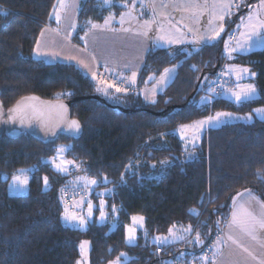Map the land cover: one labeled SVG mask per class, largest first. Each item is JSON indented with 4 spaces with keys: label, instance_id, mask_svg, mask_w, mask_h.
<instances>
[{
    "label": "trees",
    "instance_id": "16d2710c",
    "mask_svg": "<svg viewBox=\"0 0 264 264\" xmlns=\"http://www.w3.org/2000/svg\"><path fill=\"white\" fill-rule=\"evenodd\" d=\"M258 1L243 4L233 19H227L223 35L196 53L189 55L183 47L151 45L133 88L116 75L99 73L93 79L74 64H51L34 57L36 41L52 23L57 0H0L4 106L8 108L27 94L67 99L72 101V116L84 129L79 137L60 135L47 142L26 133L0 137V264H77L84 239L91 243L90 264L124 259L121 253L130 255L123 264H162L204 252L219 232L217 222L222 228L229 222L236 195L251 191L264 202V119L209 128L193 149L194 160L184 159L185 149L177 134L180 126L216 111L251 113L264 107V47L233 58L257 72L258 97L235 103L225 96L214 98L209 91L215 84V68L227 59L225 41L235 33L241 17L246 18L248 5ZM125 3L82 0L73 40L83 46L92 25H102L112 13H121ZM176 65L175 79L154 101L147 102L140 88ZM108 84L127 91L110 88L106 95L97 90ZM63 93L71 95L57 98ZM61 146L68 147L62 153L64 161L73 162L67 173L57 172L51 163ZM162 161L171 165L164 170ZM24 169L30 173L28 193L10 194V180ZM45 176L49 178L47 188ZM80 177L95 179L97 184L85 187ZM71 185L84 187L88 198L95 201L106 192L107 220L94 218L85 229L67 225L61 190ZM136 215L144 217L145 226L137 242L129 244L126 227ZM177 225L191 226V237L199 232L202 242L188 243L189 237L159 246L154 238Z\"/></svg>",
    "mask_w": 264,
    "mask_h": 264
},
{
    "label": "crops",
    "instance_id": "0c3cea01",
    "mask_svg": "<svg viewBox=\"0 0 264 264\" xmlns=\"http://www.w3.org/2000/svg\"><path fill=\"white\" fill-rule=\"evenodd\" d=\"M81 2L82 0H69L68 4L71 7L61 15L59 24L56 22L55 11H53L52 23L47 24L43 28L45 34L44 36L40 35L38 38L41 43L40 51L47 52L48 55L43 57L35 55V46L34 57L51 64H74L92 77L93 73H96V77H98L99 73L108 75L109 77L116 75L128 82L133 88L137 87L138 75L143 67L145 55L151 45L159 47H183L191 55L200 51L206 45L200 38L211 35L212 29L215 27L218 30L219 23H224L225 21H219L218 19L223 14V9L221 13L214 14V7L211 3L209 11L206 13L201 12V8H205V6L202 7L203 5L200 4L202 0H127V3L123 4L125 8L121 13H112L109 16L121 18L123 15L125 25H112L113 23L105 25L104 23L98 25L99 27L97 28H91L84 37V45L81 46L72 38L75 28L72 25L76 26ZM133 3L136 4V10L129 12ZM130 13L133 19L131 24L127 21L130 19ZM226 17L228 16L226 15ZM214 18L217 19L215 22ZM210 20H213L210 25L202 26L204 22ZM145 21L152 22L150 25L151 30L148 31L147 37L138 35L140 31L144 30L141 26ZM124 29H128V31H124ZM159 36H164L165 39L158 41L157 37ZM180 36H183V43H168L169 39L175 40ZM218 39L219 37L216 40ZM229 46L231 47L232 43ZM70 57H75V59H69ZM78 61H83V64L78 63ZM105 64H107V70ZM84 65H88V67ZM168 70V73L164 72L150 84L140 88L141 95L147 102L154 101L157 95L162 93L171 84L178 73V65ZM133 72L136 73L134 83L130 82L132 81ZM226 76L231 78L227 74ZM203 118H200V120ZM180 129L181 126L177 129V134L185 149V155H187L189 152L194 151L193 149L196 145L192 146L185 142L184 137L181 136ZM234 200L232 212L241 205L248 211H255L258 214L264 211V208H262L264 202L251 191H244L236 195ZM231 219L232 214L226 227L219 230L218 234L211 241L210 246L201 254L183 256L184 258L179 256L175 260H169L162 264H205L204 261L199 259L203 256L208 257L207 264L209 261H212L211 264H254L256 261H259V258H240L237 256L238 254L233 246L234 243L228 237L231 236L239 243V240H242L243 232L235 225L230 227ZM186 228L188 227L183 225L176 226L181 235L188 239L191 237L193 231L187 233L184 231ZM186 239L177 238L171 240L173 242H182ZM213 246L216 250L212 248ZM261 261H264V258ZM257 264H261V262Z\"/></svg>",
    "mask_w": 264,
    "mask_h": 264
},
{
    "label": "snow or ice",
    "instance_id": "6c2138e0",
    "mask_svg": "<svg viewBox=\"0 0 264 264\" xmlns=\"http://www.w3.org/2000/svg\"><path fill=\"white\" fill-rule=\"evenodd\" d=\"M105 3H108L109 0H104ZM243 4V0H240V3H236L233 4V0H229V2L227 4L223 5V14L219 16V21H223L225 16H231L232 15V7L235 6L237 9H239L241 7V5ZM58 8L56 6H54V11H55V19L56 22L59 24L60 20H61V10H65V12L67 11V9L69 7H71V5H69L66 0H58ZM249 7H251V5H248ZM260 10H264V0H260V4L259 7L257 8L255 14L250 13L249 16L247 17V23H245L244 21V17H241V24L237 25V29H239L241 26L245 27L248 31L242 33L241 35L245 37V43L244 44H238L237 47H230L229 43L227 41H225V51L228 53L229 58H231V53L232 52H240V51H248L253 47H264V18H261V16L259 15ZM3 15H8V13L6 11H3L2 13ZM51 18V17H50ZM109 23V20L105 21V25H107ZM121 24L124 23V18L123 15L121 17ZM152 22L150 21H145L144 24L141 26L142 31H140L138 33V35L147 37L148 36V31L151 30L150 25ZM212 21H209V24H211ZM72 27H75V25H72ZM99 27L98 25H92V28H97ZM124 31H128V29H124ZM177 31H179V29H177ZM189 31H191V29H189ZM224 32V24L223 23H219L218 25V30L214 27L212 29V34L211 35H206L201 37V41H203L204 44L206 45H212L213 42L220 37L221 33ZM45 34V30H42L40 35L44 36ZM87 35V34H86ZM253 37H255V40L253 41ZM165 39L164 36H159L157 37V40H163ZM233 39V35L229 34V41ZM183 43V36H180L178 38H176L175 40L173 39H169L168 43ZM251 42V43H249ZM195 43V42H194ZM214 46V45H213ZM41 43L40 40L37 39L36 41V49H35V55L39 56V57H43V56H47L48 53L47 52H41ZM55 55V54H53ZM69 59H75V57H70ZM93 59H95V57H93ZM78 63L83 64V61H78ZM85 67H88V65H84ZM105 68L107 70V64H105ZM243 72H247L248 69H243ZM169 70L165 69V73H168ZM252 75H255V73H252ZM135 76L136 73L133 72L132 74V83L135 82ZM96 78V73H93V79ZM242 77H238V79H241ZM121 83H125L124 80H121ZM110 88H115L116 92H121V91H127V89H122L119 86L113 85V84H108L107 88L105 89H97L98 91L103 90L105 92V94L107 95V89ZM209 91L215 92V89H209ZM229 91H231L229 89ZM256 92V89L252 86V85H247L246 89H242L241 92L237 93V92H232V95L235 97V100L240 102L243 100H247V99H252L254 94ZM219 94V93H217ZM60 95H71V93H63V94H57V98H59ZM29 99H36L35 97L29 98ZM204 101L209 100L208 97H204L202 98ZM59 110V117L60 119L67 125V128L71 131V133L73 135H79L80 132V124L78 121L76 120H67L66 119V107L63 104H59L54 106ZM258 113H264V109H257L255 110ZM9 119L11 120H15L17 115H19L20 117V123L23 124L25 119H31L33 117H35L36 119L42 121L45 125L47 124V120L45 118V116L43 115V113L38 112L36 109H32L31 113H26L23 111V109H21L19 107V105L16 108L13 109H9ZM0 115H2V113H0ZM222 117H228L231 118V114L230 113H224V112H217L215 116H209L206 120H201V121H197L192 125H182L180 131L183 133L185 129L187 128H192L195 129L197 131L201 130L205 125H208L209 127H212L216 124H219L222 122L221 118ZM236 119H240V117H236ZM246 119L250 120L251 119V115H249V117H247ZM53 135H55V133H53ZM197 137L193 136L192 137V141L195 142V139ZM68 150L67 146H61L60 148L56 149L57 151V157L52 158L51 163L53 164V166L55 167V170L57 172L60 173H67L68 172V168L64 167L62 165L64 164H72V161H63L61 160L60 163H56V159L60 156V154L64 153L65 151ZM162 164L167 163L166 161H162ZM78 167V166H77ZM153 167H155V165H153ZM23 173V170H21ZM78 179H83L84 180V186L87 187L89 184L91 185H96L97 181L95 179L92 180H88L87 178L84 177H80ZM13 180V184L10 187H23L24 185H27L28 183V178L26 175H21V176H17L14 175L12 177ZM104 181L107 182V178H104ZM43 182L45 185V188L48 187L49 184V178L47 176L43 177ZM62 192L66 191V189H62ZM110 191V190H109ZM103 195V194H100ZM81 203H83V201H81ZM87 205H88V217H91L92 215V209H93V205L91 203V201H87ZM78 206V205H77ZM234 207H235V200H234ZM262 208H264V205H262ZM99 211H100V219L101 221H103L105 219V212H104V201L101 200L100 201V205H99ZM113 212L116 211L115 207H113L112 209ZM133 221V225L128 227V235L126 237L127 242L129 244H133L135 242L136 236V226H141L142 227V221H143V217H139V216H133L132 218ZM63 220L64 221H79V227L83 228L85 226V224L87 223V221L85 220V218L83 216H77L74 214H69L67 207H65V211H64V216H63ZM219 223V222H217ZM235 225L236 227H238L242 232H244L246 235L250 236L253 240L256 239V230L257 228L264 230V213H262L259 218H257L256 215H254L251 211H248L243 205H241L240 207L236 208V210H234L232 212V219L230 222V227ZM174 228L175 226H173V228L169 229V236L172 237L173 240L175 239H186V237L184 236H180L177 237L174 233ZM185 232L187 233H191L193 231L192 227L189 226L188 228L184 229ZM145 235H147V233H145ZM155 241L158 242L159 246H163L166 243H169V237H155L154 238ZM229 240H231L233 243H237L238 242L236 240H234L231 236L228 237ZM188 243H201V237H200V233L197 232L194 240H188ZM87 242H84L81 244V254L83 256L84 254V246ZM238 247H241L242 250L246 253H248L249 256L252 255L251 252H249L248 248L243 247L242 245L238 244ZM125 254L121 253V257H123ZM183 255V253L181 254ZM199 259H201L202 261L205 262V264H207L208 261V257L207 256H203L200 257ZM253 259H255V257H253ZM120 260V257H117V261L113 262V264H118ZM77 264H81L80 261H77ZM261 264H264V261H261Z\"/></svg>",
    "mask_w": 264,
    "mask_h": 264
},
{
    "label": "rangeland",
    "instance_id": "374dc122",
    "mask_svg": "<svg viewBox=\"0 0 264 264\" xmlns=\"http://www.w3.org/2000/svg\"><path fill=\"white\" fill-rule=\"evenodd\" d=\"M248 1L250 0H243V4L247 3ZM66 2L68 3L69 0H66ZM229 2V0H212V2H210V0H202V2L200 4H202L205 8H201L203 13H206L207 11H209V5L210 3L213 5L214 7V14H217V13H221L222 9H223V5L224 4H227ZM236 3H240V0H233V4H236ZM108 4V3H107ZM243 4L241 5V7L239 9H237L235 6L232 7L231 11H232V15L231 16H228L226 17L224 20V25L227 21V19L229 17H231V19H233L241 9H243ZM256 4V3H255ZM259 4H260V0L257 2V4L254 6V8L251 9V7L254 5H252L246 16V18L244 19L245 23H247V17L249 16L250 13H253L255 14L257 8L259 7ZM57 8L59 7L58 6V0H57V3L55 5ZM136 10V4H132V7H130L129 9V12H133ZM65 13V10H61V15ZM259 15L261 16V18H264V10H260V13ZM129 17L130 19H128L127 21L129 22V24L132 23L133 19L131 17V13L129 14ZM109 20V23L108 24H111L113 23L112 25H115V24H120V25H125V23L121 24L120 21H121V18H116V16L114 17H109L108 18ZM217 19L214 18V22L216 21ZM211 21V20H210ZM213 22V20H212ZM206 25H210L209 24V21L207 22H204L203 23V27L206 26ZM226 28V26H225ZM224 31H226V29H224ZM248 31L245 27L241 26L239 29H237V27L234 29V32L236 33V38L234 40H230L229 41V36L227 38V42L229 43V45L232 43V46L231 47H237L238 44H244L245 43V37L242 36L241 34ZM223 35V33H222ZM233 35V34H232ZM255 40V37H253V41ZM251 43V42H249ZM263 47H253L251 48L250 50L248 51H240V52H232L231 53V58H229V55L227 54V52L225 51L226 53V56H227V59L224 63V67L222 68L223 71L229 75L231 78H233V87L230 89L231 91H227L224 96L230 100H232L233 102L235 103H241V102H244V101H249L250 99H247V100H243V101H236L235 100V97L232 95V92H241L242 89H246V86L247 85H252L255 89H256V92L253 96V98H256L258 97V87H257V83H256V78H257V72L255 70H253L249 65H246V64H240V63H237L233 60V58L235 57L236 54H249L255 50H259V49H262ZM243 69H248L247 72H243L242 70ZM252 73H255V75H252ZM238 77H242L241 79H238ZM130 81V80H129ZM132 82V81H130ZM216 82V81H215ZM156 87V86H155ZM214 87V86H213ZM213 89V88H212ZM214 97V95H213ZM252 98V99H253ZM257 109H264V107H258L256 108L255 110ZM253 111L251 113H243V112H235V111H228V110H221V111H216L214 114H211L210 116H215L217 112H224V113H230L231 114V118H228V117H222L221 120L222 122L219 123V124H216L212 127H220L222 125H225V124H229V123H236V122H251L253 120H255V118H261V119H264V113H258L256 111ZM249 115H251V119L248 120L246 119L247 117H249ZM236 117H240V119H236ZM207 118H203L201 120H206ZM200 119L198 120H195L191 123H188L187 125H192L194 124L195 122L197 121H201ZM211 127H209L208 125H205L201 130L197 131L195 129H192V128H187L184 130V132L181 133V136L184 137L185 139V142H187L188 144L192 145V146H198L201 142V139L203 137V135L205 134V132ZM193 136H196L197 138L195 139V142L192 141V137ZM196 157V153L195 151H191L189 152V154L185 155L184 153V159L185 160H194ZM61 160H65L63 158V154L62 156H59L57 159H56V163H60ZM52 161V160H51ZM171 163H164L163 164V167H164V170L170 166ZM64 167H69L68 164H64L62 165ZM68 170H70L68 168ZM164 174V173H163ZM21 175H26L27 178H28V183L27 185H24L23 187H10L12 184H13V180L11 179L10 182H9V193L10 194H15V195H23V194H27L28 191H29V181H30V173L28 170H23V173L22 171H20L17 176H21ZM88 180H92V179H89L87 177ZM83 184H84V180L81 179ZM88 186H91V184H89ZM62 194V199H63V202L65 204V206L67 208H71L73 211L69 212V214H74V215H77V216H83L85 218V220L87 221V223L85 224V226L83 228L79 227V221H71V222H68V221H65L67 225L69 226H72V227H77V228H80V229H85L89 223H91L94 218H97L98 222H104L107 220V216H108V206L106 204V200L104 198V195L106 192L102 191L103 195L99 197L98 201H95V200H91L90 198H88L89 196V191L86 190V196L83 197V199H80L82 201H84L83 203H78V201H75L74 204L71 202L72 199L70 198L71 196H69V199H67V197H65V195L63 194V192H61ZM88 193V194H87ZM104 198V199H102ZM240 198V197H239ZM237 198V199H239ZM235 199V198H234ZM233 199V200H234ZM236 199V200H237ZM79 200V201H80ZM91 201L92 205H93V209H92V215L91 217H88V205H86V202L87 201ZM103 200L104 201V212H105V219L103 221H101L100 219V211H99V205H100V201ZM73 205V206H72ZM78 205V206H77ZM75 211V212H74ZM252 213L254 215L257 216V218H259V216L264 213V211L260 214H258L257 212L255 211H252ZM136 216H139V217H143L141 215H136ZM144 218V217H143ZM133 225V221H131L129 224H127V227H126V237L128 235V227L129 226H132ZM145 226V221L143 219L142 221V227L141 226H136V233H135V236H136V239H135V242H137V237H138V232L139 230L143 229ZM218 227L219 229L218 230H221L222 227H223V224L222 223H218ZM221 227V228H220ZM174 233L177 237H180V236H183L181 235V233L179 232L178 229H176V227L174 228ZM169 234V232L167 233ZM167 234H163V235H160L159 237H169V240L172 239L171 236L167 235ZM194 237L192 236L189 240H193ZM242 240H239V243L240 245H242L243 247H246L248 248L249 252L252 253L251 256L248 255V253L244 252L242 250L241 247H238V244L237 243H234V247H235V250L237 252V256L238 257H246V258H259V261H256L254 264H257L259 262H261V260L264 258V230L262 229H259L257 228L256 230V239L253 240L250 236L246 235L244 232L242 234ZM127 240V239H126ZM84 242H87L84 246V254L82 256L81 254V251H80V258L78 259V261L81 262V264H90V247H91V243L88 239H84L82 241V243ZM81 243V244H82ZM133 243V244H134ZM189 245V244H188ZM223 245H224V242H223ZM214 250H216V248H214V246L212 247ZM80 250H81V246H80ZM159 253V252H158ZM124 259H120L118 264H123L125 260H127L128 258H130V255L128 253H124ZM116 260H113V262H116ZM113 262H111L110 264H113Z\"/></svg>",
    "mask_w": 264,
    "mask_h": 264
},
{
    "label": "water",
    "instance_id": "95a60500",
    "mask_svg": "<svg viewBox=\"0 0 264 264\" xmlns=\"http://www.w3.org/2000/svg\"><path fill=\"white\" fill-rule=\"evenodd\" d=\"M220 67L221 65L218 64L214 73H217ZM203 76L204 74H202L199 84L201 83ZM32 97H35L36 99H29ZM59 104L65 105L67 109L65 114L67 120H76L79 122V135H73L67 128V125L60 119L58 115L59 110L54 107ZM18 105L24 112L29 114L32 109H36L38 112L43 113L47 120V124L45 125L42 121L36 119L35 117L25 119L23 124L20 123L19 115H17L15 120L9 119V109L16 108ZM0 113H2V115H0V137L5 134L17 136L19 134L26 133L38 141L47 142L56 141L60 135L79 137L84 131L82 122L78 118L72 116V101L67 99H48L38 94H27L19 98L13 105L6 108L1 99L0 90ZM53 133H55V135H53Z\"/></svg>",
    "mask_w": 264,
    "mask_h": 264
},
{
    "label": "built area",
    "instance_id": "2783aa9c",
    "mask_svg": "<svg viewBox=\"0 0 264 264\" xmlns=\"http://www.w3.org/2000/svg\"><path fill=\"white\" fill-rule=\"evenodd\" d=\"M235 38H236V33H233L232 40H234ZM215 80L216 82L214 84L213 89H215L216 91L213 93L215 94L216 97L223 96L227 91H229V89L233 87L232 80L228 76H226L222 68L218 70ZM120 85L124 86L122 84ZM62 189H66V191L63 192V194L65 195V197H67V199H69V196H71L70 198L72 199L71 201L72 203H74L77 200L83 199V197L86 196V189L82 186H77V185L64 186ZM158 252H162V248H158Z\"/></svg>",
    "mask_w": 264,
    "mask_h": 264
},
{
    "label": "bare ground",
    "instance_id": "6f19581e",
    "mask_svg": "<svg viewBox=\"0 0 264 264\" xmlns=\"http://www.w3.org/2000/svg\"><path fill=\"white\" fill-rule=\"evenodd\" d=\"M214 96H215V95H214ZM215 98H219V97H216V96H215Z\"/></svg>",
    "mask_w": 264,
    "mask_h": 264
}]
</instances>
